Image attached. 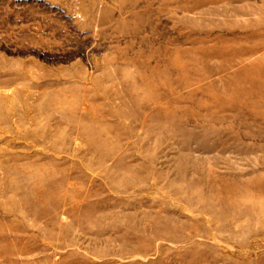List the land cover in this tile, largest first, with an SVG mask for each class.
<instances>
[{
	"label": "rangeland",
	"instance_id": "rangeland-1",
	"mask_svg": "<svg viewBox=\"0 0 264 264\" xmlns=\"http://www.w3.org/2000/svg\"><path fill=\"white\" fill-rule=\"evenodd\" d=\"M0 264H264V0H0Z\"/></svg>",
	"mask_w": 264,
	"mask_h": 264
}]
</instances>
